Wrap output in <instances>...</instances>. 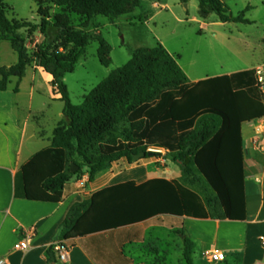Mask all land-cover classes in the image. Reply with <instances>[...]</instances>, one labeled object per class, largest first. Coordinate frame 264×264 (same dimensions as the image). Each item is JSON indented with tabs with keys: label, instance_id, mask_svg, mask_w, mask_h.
I'll return each mask as SVG.
<instances>
[{
	"label": "trees",
	"instance_id": "trees-1",
	"mask_svg": "<svg viewBox=\"0 0 264 264\" xmlns=\"http://www.w3.org/2000/svg\"><path fill=\"white\" fill-rule=\"evenodd\" d=\"M187 3L189 0H181ZM203 15L215 13L222 23H245L246 12L234 16L222 0H195ZM41 2L40 24L9 19L6 0H0V41L7 40L19 61L0 68V91L10 79L22 80L30 67L52 76L55 95L64 103V119L53 131L51 145L23 165L20 177L30 201L59 203L70 182L89 170V179L114 164L127 167L160 157L165 150L182 170L180 180L128 181L96 192L85 213L72 209L62 240L138 224L159 215L193 219L245 221L246 143L242 125L264 116L254 68L190 83L178 60L161 43L133 51L129 62L99 83L80 105L73 104L65 77L75 71L79 56L91 41L99 43L101 63L109 66L111 46L98 33L95 20L111 22L134 13L141 0H53L62 9L51 20ZM85 20L76 26L71 15ZM29 35L38 30L44 40L31 51ZM72 164L79 167L72 173ZM124 169V168H123ZM209 191L204 198L196 187ZM185 264H194V241L185 230ZM50 264L56 263L53 247ZM228 264V263H225Z\"/></svg>",
	"mask_w": 264,
	"mask_h": 264
},
{
	"label": "crops",
	"instance_id": "crops-1",
	"mask_svg": "<svg viewBox=\"0 0 264 264\" xmlns=\"http://www.w3.org/2000/svg\"><path fill=\"white\" fill-rule=\"evenodd\" d=\"M145 1L152 10L146 22L155 23L161 10H169L170 7L169 0ZM175 1L171 2L176 8L184 3ZM190 1L185 5L186 8L189 7ZM222 1L227 5L230 2ZM248 6L250 5H247L245 10ZM191 20L197 21L195 17ZM227 24L230 23L221 22V25ZM201 26L203 29L206 25ZM37 42L41 43L38 40ZM262 43L264 44V38ZM18 61L19 56L13 50L10 41H0V68L11 67ZM195 62L190 61L188 70L182 67L190 83L236 73L234 71L210 73L207 68H195ZM263 63L264 58L251 69ZM52 79V76L42 68L33 66L27 70L22 80L13 77L8 88L0 91V260H4V264H50L48 253L55 242L62 240L63 226L72 209L78 207L76 215L84 214L86 205L98 191L128 181L142 184L156 178L180 180L182 177L180 166L166 157L167 152L163 149H154L162 154L157 160L154 158L143 160L119 171L105 169L97 173L93 180L89 179L88 174L75 177L70 182L64 199L59 203L27 200L20 177L22 167L36 153L51 145L53 131L64 119L63 107L57 114L56 126L49 136L43 120L52 104L40 102L42 97L40 82L45 80L50 85L51 94L48 100L55 102L60 96L53 92ZM246 126L251 128L252 123L242 125L246 143L247 219L245 221L199 219L206 221L205 223H214L215 231L211 239L220 243L222 248L212 246L210 249L217 248L226 255V261L211 262L212 264H264V247L260 243V238L264 236V155L252 146V130L246 131ZM171 162L174 163L173 168L170 167ZM189 219L159 215L138 224L77 236L66 240L71 249L68 262L59 261L54 253L56 258L54 264H168L169 256L174 249L179 250L183 257L184 241L179 231L187 232L194 241V248L196 243L204 245L208 242L206 238L194 235L189 227L186 228ZM233 222H244L248 225L249 231L256 235L261 248L249 246L248 241L252 238L248 237L247 229L238 228ZM32 234L34 235L27 250L16 248L17 244ZM206 250L209 249H205L203 253Z\"/></svg>",
	"mask_w": 264,
	"mask_h": 264
},
{
	"label": "rangeland",
	"instance_id": "rangeland-1",
	"mask_svg": "<svg viewBox=\"0 0 264 264\" xmlns=\"http://www.w3.org/2000/svg\"><path fill=\"white\" fill-rule=\"evenodd\" d=\"M169 1V10L157 9L161 12L155 23L146 22L152 10L145 3V0H141L140 7L134 13L117 20L115 23L104 16L96 18L95 25L98 27V33H101L111 46L110 57L112 62L109 66L103 65L98 56L99 43L97 41L90 42L85 51L80 54L75 71L67 74L64 80L73 104H82L84 97L99 83L114 70L125 66L132 58L134 50L142 47L152 48L158 43L173 53L180 66L187 70L190 61L195 60V68H207L210 73L238 72L251 69L264 58V44L262 43L264 38V0H229L228 6L234 16L242 14L247 5L252 6V8L246 12V19L250 21L249 24L230 23L227 25H221L215 13L208 16L203 15L198 2L195 0L190 1L188 8L185 7L188 3H181L182 5L176 8L171 2L172 0ZM41 2H45L43 6L49 8L51 20L56 14L62 12V9L57 7L53 0H6L7 16L9 19L40 24L39 9ZM175 2L180 3L181 0ZM193 17L196 18V22L191 20ZM71 19L76 26L85 20L76 14H72ZM204 24L206 26L201 29V25ZM22 32L28 34V48L31 51L35 49L36 44H39L37 40L39 42L44 40V36L41 37L42 34L39 30L32 35H29L25 30ZM40 87L42 91L40 102L52 104L43 120L47 134L51 136L52 130L56 126L57 114L62 111L64 103L60 99L55 102L48 100L51 91L50 85L45 80H41ZM35 104H37V100ZM248 129L252 130L253 133L252 127L246 126L245 130L249 131ZM157 159L158 157L154 158V160ZM158 164L161 165V163ZM127 166V163L122 162L114 164L111 168L114 171H119ZM170 167L173 168L174 163L171 162ZM86 174L89 175L87 168L84 169L82 176ZM196 190L204 198H208L210 195L207 187L203 184H199ZM205 222L190 218L186 224V228L189 227L194 235H200L208 240L207 244L204 245L196 243L193 256L194 264H212L203 256V251L212 246L222 248L220 243L211 239L215 231L214 223ZM233 223L238 228L247 229L248 237L252 238L248 241L250 242L249 246L252 245L256 249L261 248L256 235L249 231L248 225L244 222ZM228 258L230 259V255ZM168 264H185L179 250L174 249L172 255L169 256Z\"/></svg>",
	"mask_w": 264,
	"mask_h": 264
},
{
	"label": "built area",
	"instance_id": "built-area-1",
	"mask_svg": "<svg viewBox=\"0 0 264 264\" xmlns=\"http://www.w3.org/2000/svg\"><path fill=\"white\" fill-rule=\"evenodd\" d=\"M256 86L261 96V102L264 107V63L256 66L254 68ZM253 133L251 136L252 146L261 154L264 155V116L251 122ZM151 152H154V149H150ZM32 235H28L25 240L16 245V248L19 250H27L29 241L31 240ZM260 243L264 247V236L260 238ZM53 251L57 256V259L61 262H68L70 259L71 249L66 241L60 240L53 244ZM203 256L212 263H222L226 261V255L224 252L217 248H212L206 250L203 253ZM0 264H4V260H0Z\"/></svg>",
	"mask_w": 264,
	"mask_h": 264
},
{
	"label": "water",
	"instance_id": "water-1",
	"mask_svg": "<svg viewBox=\"0 0 264 264\" xmlns=\"http://www.w3.org/2000/svg\"><path fill=\"white\" fill-rule=\"evenodd\" d=\"M146 155L151 156L152 152L151 153H140L137 156H135L133 158V160H134V162H137L138 160H140L141 158L145 157ZM78 169H79V167L77 165L72 164V168H71L72 173H76Z\"/></svg>",
	"mask_w": 264,
	"mask_h": 264
}]
</instances>
